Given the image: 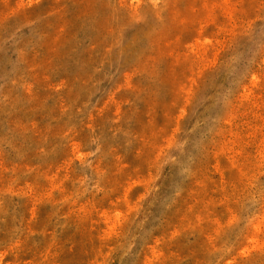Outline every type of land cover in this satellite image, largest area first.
Listing matches in <instances>:
<instances>
[{
  "label": "rangeland",
  "instance_id": "374dc122",
  "mask_svg": "<svg viewBox=\"0 0 264 264\" xmlns=\"http://www.w3.org/2000/svg\"><path fill=\"white\" fill-rule=\"evenodd\" d=\"M0 264H264V0H0Z\"/></svg>",
  "mask_w": 264,
  "mask_h": 264
}]
</instances>
